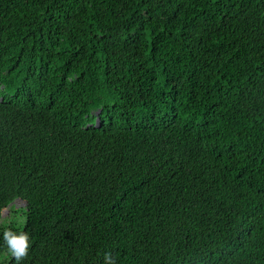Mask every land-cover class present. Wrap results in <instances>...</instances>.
Masks as SVG:
<instances>
[{
    "label": "trees",
    "instance_id": "obj_1",
    "mask_svg": "<svg viewBox=\"0 0 264 264\" xmlns=\"http://www.w3.org/2000/svg\"><path fill=\"white\" fill-rule=\"evenodd\" d=\"M8 228L21 264H264V0H0Z\"/></svg>",
    "mask_w": 264,
    "mask_h": 264
},
{
    "label": "clouds",
    "instance_id": "obj_2",
    "mask_svg": "<svg viewBox=\"0 0 264 264\" xmlns=\"http://www.w3.org/2000/svg\"><path fill=\"white\" fill-rule=\"evenodd\" d=\"M19 200L20 198H17V201ZM3 210H6V208ZM0 239H2L3 245L6 246L8 254L15 258L16 264H21V261L28 256L32 245V239L28 232H17L8 228L3 231ZM103 260L104 264H116V260L110 252L104 254Z\"/></svg>",
    "mask_w": 264,
    "mask_h": 264
},
{
    "label": "rangeland",
    "instance_id": "obj_3",
    "mask_svg": "<svg viewBox=\"0 0 264 264\" xmlns=\"http://www.w3.org/2000/svg\"><path fill=\"white\" fill-rule=\"evenodd\" d=\"M19 202H20V203H23L22 201H19ZM6 213H8L7 210H3V211H2V215L6 214Z\"/></svg>",
    "mask_w": 264,
    "mask_h": 264
},
{
    "label": "water",
    "instance_id": "obj_4",
    "mask_svg": "<svg viewBox=\"0 0 264 264\" xmlns=\"http://www.w3.org/2000/svg\"><path fill=\"white\" fill-rule=\"evenodd\" d=\"M96 121H98V118L96 119Z\"/></svg>",
    "mask_w": 264,
    "mask_h": 264
}]
</instances>
